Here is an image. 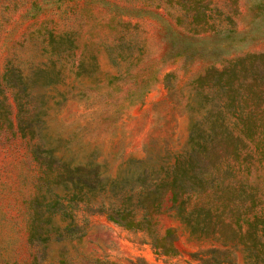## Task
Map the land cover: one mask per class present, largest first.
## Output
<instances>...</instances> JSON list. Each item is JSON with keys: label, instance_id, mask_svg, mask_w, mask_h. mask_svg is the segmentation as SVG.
<instances>
[{"label": "rangeland", "instance_id": "rangeland-1", "mask_svg": "<svg viewBox=\"0 0 264 264\" xmlns=\"http://www.w3.org/2000/svg\"><path fill=\"white\" fill-rule=\"evenodd\" d=\"M260 53L264 0H0V121L11 120L0 132V264H189L212 247L235 251L224 264H264L260 241L248 236V249L234 226H219L250 198L191 195L187 223L170 192L156 190L191 135L215 123L219 140V89L195 79ZM217 152L198 177L215 172ZM64 161L93 164L83 177L102 185L84 191L73 219L56 213L44 224L49 240L30 241L35 197L73 194L62 182L79 172L62 177ZM250 161L253 218L264 213V153ZM89 200L133 206L151 224L128 229L88 211ZM71 220L73 235L63 233ZM169 228L177 253H157L152 238Z\"/></svg>", "mask_w": 264, "mask_h": 264}, {"label": "trees", "instance_id": "trees-1", "mask_svg": "<svg viewBox=\"0 0 264 264\" xmlns=\"http://www.w3.org/2000/svg\"><path fill=\"white\" fill-rule=\"evenodd\" d=\"M248 61L251 62V70L246 65ZM259 61H264V53L249 54L229 62L221 70L210 67L206 69L204 75L195 79L196 88L198 89H219L221 99L219 102V140H215V137H217L215 136L217 131L215 123L208 130L210 134L191 135L188 148L177 156L171 171H168L156 186L158 191L162 189L164 193L170 192L171 209L175 210L177 216L187 223H190L188 216L192 214V211L188 210L191 195L214 196L217 194L220 198L228 197L229 199L231 194L237 193L235 199L242 203L250 198L253 204L246 213L234 216V210H231L228 214L231 222L229 219L228 222L226 220L219 222V226L229 228L234 226L236 230L233 231L240 234L242 239L246 238L248 245L246 248L248 249L250 243H252L248 236H252L255 241H260L257 243L264 247V240H261L264 238V213H254L253 218L248 216L249 213H253V208L257 204L255 202L257 198L255 187L254 184L250 183L253 167L250 160L253 156L264 153V86L258 83L259 79H264V67L261 70L259 65H255ZM15 88L11 89V95L17 107H20L19 92ZM231 108H233V120L227 123L224 117ZM32 109L28 108L27 112L30 113ZM10 125L11 120H8V124L0 121V132ZM218 146L219 155L216 156L218 164L214 168L215 172L208 171L204 177H198L197 169L203 170L201 166L210 164L211 151L218 153ZM73 163V161H64L62 164L63 172L61 173L63 177L65 173L79 172L76 175V180L65 179L62 182L65 191H73L71 197L61 195H56L54 198L47 195L40 197L39 194L35 197L32 206L37 214L33 215L31 220L30 241L40 239L41 242L45 243L49 240L46 234L39 232L42 231L44 224L50 225L52 216L56 213L73 219L72 211L74 208L79 207V198L82 199L84 191L92 192L95 195L98 187L102 185L101 182L97 185H91L83 177L82 171H87L93 164L87 163L74 166ZM218 173L219 176H217ZM216 182L217 184L214 185ZM83 205L90 212L106 213L109 220L128 229L142 231L146 230L145 225L151 224L150 218L146 215L138 218L133 206L130 208L127 204L122 206L111 204L107 207L104 202L97 203L89 200ZM160 206L161 202L156 207L159 208ZM39 209L41 215L38 214ZM43 216L47 217L44 218ZM72 227L73 220L62 232L73 235ZM173 233L174 229L169 228L164 236H153L152 244L157 253L163 255L177 253L173 244ZM78 235L81 236L82 234ZM62 237L61 234L59 239H62ZM234 254L235 251L232 249L212 247L202 252V256L197 263L189 264H224Z\"/></svg>", "mask_w": 264, "mask_h": 264}]
</instances>
